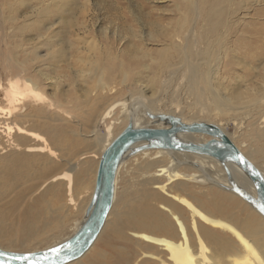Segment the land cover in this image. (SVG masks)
<instances>
[{
	"label": "bare ground",
	"instance_id": "6f19581e",
	"mask_svg": "<svg viewBox=\"0 0 264 264\" xmlns=\"http://www.w3.org/2000/svg\"><path fill=\"white\" fill-rule=\"evenodd\" d=\"M180 1L185 14L157 31L140 36L137 28L128 27L124 34L112 31V38L102 30L92 34L93 18H86L92 0H82V4L79 0H0V86H5L10 108L6 118L15 121L21 134L33 135V128H39L53 145H25V152L15 156L16 165L0 176V241L6 244L0 249L10 251L58 237L67 222L81 218L60 241L74 234L93 206L101 154L127 124L168 127L167 115L178 116L185 124L211 123L264 178V0ZM130 37L138 38L141 46ZM132 47L136 49L130 51ZM177 71L195 103L208 94L215 105L210 113L227 114L237 123L238 136H249L247 148L219 121L187 118L178 109L157 111L159 75ZM61 79L68 85L76 80L85 85L79 101L89 109L85 128H95L96 118L114 117L116 97L128 102L122 103L126 108L123 127L113 134L115 121H110L104 138L94 129L72 130L69 136L63 124L50 123L43 114L46 106L52 108L51 121L67 122L64 116L71 114L65 107V94L61 99L54 96ZM44 81L52 87V99L38 86ZM30 97L43 104L15 110ZM97 102L101 103L99 111ZM199 105L197 112L207 113V106ZM210 137L201 132L176 134L185 143H201ZM85 139L90 152L98 154L96 161L67 155L69 151L87 154V149L74 151ZM141 145H131L119 161L112 204L96 238L79 257L63 264H264V215L255 206L258 197L252 182L232 158ZM55 150L60 152L63 169L49 176L52 184L27 202L41 185L35 182L47 180L44 176L54 166ZM126 160L135 165L131 167L135 180L131 176L118 187Z\"/></svg>",
	"mask_w": 264,
	"mask_h": 264
},
{
	"label": "rangeland",
	"instance_id": "374dc122",
	"mask_svg": "<svg viewBox=\"0 0 264 264\" xmlns=\"http://www.w3.org/2000/svg\"><path fill=\"white\" fill-rule=\"evenodd\" d=\"M68 1L71 2V0H68ZM79 2L82 4V0H79ZM181 5L182 4H181L180 0H92V9L86 18H88V19L93 18L90 21L93 22L92 28L94 29V32H92V34L94 33L95 35H96L95 32L98 33L99 31L102 30L103 32H107L106 34L113 38V35H112L113 32L124 34L129 29L128 27H132L134 29H136V28L138 29L137 30L138 35L143 36V34L146 35L152 30L154 32L157 31L159 29V26H161V25H164V24L166 25L168 22H172L174 20H177L181 13L185 14L184 10L182 9L183 6H181ZM76 15H77L76 17L81 18V16H78V14H76ZM155 24L157 25L155 27L156 29L154 28ZM142 29L145 31L147 30L146 31L147 33L142 31ZM28 33L29 32H26V34H28ZM28 35H30V34H28ZM114 40L116 41L115 37H114ZM126 40H127V38H126ZM130 40H132L131 42H133V44L136 46H141V44H142V42L138 38L130 37ZM146 41H147L146 43H149L148 44L149 47L153 46L152 48H155V45L154 44L152 45L151 40H146ZM135 43H137V44H135ZM82 49L84 51L85 48L83 47ZM134 49H136V48L132 47V49H130V51H132V50L134 51ZM84 53H85V51H84ZM148 58L149 57H147V56L143 57V59H145V60H148ZM31 69H32V67H31ZM258 70L263 72V68H261V67H259ZM29 74H30V72H28V75ZM175 74H168L167 72H164V73L159 75L158 83H156L159 87L158 88L159 93L157 94V107H156V108H158L157 111H164L165 112V111H169V110L178 109L180 111V113L182 115L184 114L183 116L187 117V118H191V119L195 118V117H197L198 119H207V118L210 119L211 118V120L219 121L220 123L223 124L227 133H229L234 138H236L238 144L242 148H244V149L247 148L249 145V142H250V138L246 134L241 136V137L238 136L239 135V129H238L237 123H235L236 124L235 125L234 121H232V119H230L229 116H227V114L224 115V113H221L223 115L220 114V116H218L213 111L210 113L211 110H214L215 105L212 104V102L208 99L209 98L208 94L202 95V98L199 100V103L204 104L205 107L207 106V108H208L206 110L207 113L199 114L197 112L200 105H199V103L198 104L195 103L196 101L194 100L193 96L190 94L188 85L185 83L184 79H182L183 78L181 75L182 73L177 71V72H175ZM165 79L166 80L168 79V80L165 81ZM171 79H173V81ZM182 80H183L184 84H183ZM66 81L67 80H65V79H61V81L59 82L60 83L59 89L57 90V92L55 93L54 96H56L55 98L61 99V97L65 94V97H67V102H65V107H66V109H68L71 112V114L64 116L66 118L67 122L61 121L58 119L51 121L50 116H48V114L50 113L52 108L46 106L44 111H43V114L44 115L47 114L46 117L50 123L57 125V126L63 124L65 129L67 128L66 132L69 136L73 135V133H71L72 130L73 131L78 130L79 132L81 131L80 133H84L87 130L94 129L95 133L99 134L100 137H104V138L108 134L107 133V126L109 125L110 121H112V120L115 121V126L113 127V134H116L117 131L123 127L124 118L122 117V113H123V111L126 110V108L123 107L122 103L127 104L128 102L119 99V97H116L114 99L115 100L114 104L116 106L114 109V111H115L114 117L102 116L99 119L96 118L95 124H94L95 128H89V129L85 128L86 127L85 124H88V122H89V121L87 122V120H86V118H88V115L86 112L89 109L84 104H80L82 106L79 105V101L82 100L80 97L81 93L83 92L82 86L84 87L85 85L83 83H80L79 80H76L77 82H74L73 84H70V85L66 84L68 82V81L67 82ZM45 82L46 81H44L43 84H38V86L43 91L45 96L52 99L53 98L52 87L50 88L49 86H46ZM230 83H233V81ZM19 84H22V86H23L24 81L21 79L19 81ZM4 88H5V86H2V87L0 86V176L7 169L16 165L17 161H16L15 156L18 153H24L25 152V150H24L25 145H27V144L32 145L34 143L41 144L43 142H46L48 146H51V147L53 146L51 143L49 135L45 134L42 130L40 131L39 128H37V127L33 128V133H34L33 135L21 134L17 130V127L15 126V124H13V123H15V121L10 119L9 117L6 118L8 116L6 113L8 112V110L10 108L7 105V101H6L5 96H4V93H5ZM186 91H188V92L186 93ZM137 94L138 93H136L134 95L141 97L140 94H138V95ZM38 104L41 105L43 103H42V101H36L30 97V98L24 99L18 105H16L15 110H17L18 112H21L25 108H27L28 106L34 107ZM99 105L101 106V103H98V102L95 105V106H98V111L101 108ZM210 114H211V116H210ZM64 122H66V123H64ZM82 122H84V123H82ZM246 131H245V133H246ZM84 135H86L88 139L92 138V137H90L91 133H88V134L85 133ZM88 139H85L84 145H78L76 148H74V151H76L78 153H81L84 149H87L86 150L87 154H85V155L80 154L81 155L80 156V155L73 154L72 151L71 152L69 151L70 154L68 152L67 155L69 157L75 156L77 158L76 160H79V161L84 160L86 158L92 159V160L94 159L93 161H96L98 154L95 151L90 152L91 150L86 147V144L90 143ZM93 150H95V149H93ZM34 153H36V152H34ZM58 153H60V152H58V150L57 151L55 150L56 155L52 156L55 163L53 164L54 166L51 167V169H48V171L46 172V174L44 176V177H47L46 178L47 180L42 181L43 178H40L35 182L36 185H39V184H41V185H39L38 188L31 195H29V198L26 199L27 202L30 200L31 197L32 198L38 197L49 185L52 184V182L49 181V178H48L49 176H51L53 174H57V173L61 172V170L63 169L64 166L62 167V165H61L62 161L58 157ZM82 158H84V159H82ZM140 161H141V159H138L136 162H140ZM128 163L129 162L126 160L123 163L122 168L120 169V173L118 176V181H119L118 187L120 185L125 184L127 179L130 178L131 176H132L131 178L135 180V177L133 178V175L134 176H136V175L132 171L133 170L132 168L135 165L130 164V163L128 164ZM49 195L50 194L47 193V194L43 195V197L49 196ZM80 220H81V218H79L76 222L75 221L67 222L65 224V227H64L65 230L58 237L55 236L54 238H49L48 240L43 241V242L31 243L27 247L17 246L15 248H12L10 251L26 252V251H34V250H40L42 248H45L46 246H48L49 244H51L55 240L60 241V239L66 237V236H69L75 230L76 223H78ZM0 246L6 247V244L4 243V241H0ZM135 248H137L136 250L139 249L138 247H135ZM138 252H141V251L138 250ZM142 259L143 258L140 257L139 260H142ZM97 264H98V262H97Z\"/></svg>",
	"mask_w": 264,
	"mask_h": 264
},
{
	"label": "water",
	"instance_id": "95a60500",
	"mask_svg": "<svg viewBox=\"0 0 264 264\" xmlns=\"http://www.w3.org/2000/svg\"><path fill=\"white\" fill-rule=\"evenodd\" d=\"M168 127H134L127 124L103 150L95 177V200L87 218L69 238L45 249L15 252L0 249V264H63L79 257L94 241L111 207L114 180L120 159L134 143L142 148H170L207 154L217 159L232 158L253 184L258 199L255 206L264 215V178L258 168L240 152L217 126L206 122L185 124L178 116L164 117ZM179 132H201L210 139L201 143H185L176 139Z\"/></svg>",
	"mask_w": 264,
	"mask_h": 264
}]
</instances>
